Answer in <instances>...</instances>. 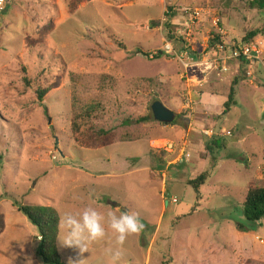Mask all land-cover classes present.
I'll use <instances>...</instances> for the list:
<instances>
[{
	"label": "rangeland",
	"instance_id": "rangeland-1",
	"mask_svg": "<svg viewBox=\"0 0 264 264\" xmlns=\"http://www.w3.org/2000/svg\"><path fill=\"white\" fill-rule=\"evenodd\" d=\"M185 9L201 11L192 32ZM213 17L228 36L256 42L261 57L252 77L213 74L189 87L177 57L155 55L184 38L203 51ZM236 78L237 103L224 114ZM155 100L176 113L174 125L142 120ZM90 106L92 122L116 132L113 145L76 141L74 113ZM209 128L218 135L202 132ZM167 140L162 165L151 148ZM203 172L197 201L189 181ZM249 183L264 184L263 9L248 0H8L0 14V264H46L25 204L52 206L60 218L89 206L130 212L144 225L123 246L106 236L82 255L60 243V228L65 264H264V217L251 225L243 211Z\"/></svg>",
	"mask_w": 264,
	"mask_h": 264
},
{
	"label": "trees",
	"instance_id": "trees-1",
	"mask_svg": "<svg viewBox=\"0 0 264 264\" xmlns=\"http://www.w3.org/2000/svg\"><path fill=\"white\" fill-rule=\"evenodd\" d=\"M251 7H257L264 10V0H248ZM257 33L255 31L251 32L248 37L253 38ZM235 39V38H234ZM238 45L244 39H235ZM180 49V47H177ZM165 54L164 51L159 50L155 55L157 58L162 57ZM169 55V54H167ZM171 55V54H170ZM152 82V80H147ZM238 83V79H234L230 92L228 94V99L225 103L224 114L231 111L233 105H236L235 102V85ZM45 91H39V100L43 101V95ZM158 99V97H156ZM158 100H155L156 102ZM94 113L93 108L90 106L84 113L75 112L72 119V131L74 133L76 141L83 148H90L93 144H100L102 146L113 145L117 141V134L114 130L106 129L103 126L98 125L95 122H92L91 115ZM84 117V119H83ZM142 120H152L157 121L154 118L153 112L150 116L142 117ZM88 124V126L82 131L81 124ZM162 123V122H161ZM175 121L172 123H162V124H171L174 125ZM150 139H155V137H150ZM221 140L214 141L211 144H208L206 147L208 150L213 153V145L220 146ZM169 149L162 148H151V152L156 154L157 157L161 158L162 165L167 164V155ZM216 158L212 155L211 165L214 168L216 166ZM209 177V172H203L198 175L196 178L189 181V184L194 188L197 195V201L201 200L202 187L206 184ZM198 202L197 205L198 206ZM196 206H193L192 210L196 209ZM21 211L32 221V223L38 228V239L39 246L37 249V254L42 258L46 264H65L61 259V254L58 248V237L60 232V215L58 211L49 205L41 204H25L21 205ZM243 211L246 220L249 224H257L261 222L264 217V184L259 185L255 183H249L247 188L246 197L243 202ZM6 228V219L4 214L0 213V236L3 234Z\"/></svg>",
	"mask_w": 264,
	"mask_h": 264
},
{
	"label": "built area",
	"instance_id": "built-area-1",
	"mask_svg": "<svg viewBox=\"0 0 264 264\" xmlns=\"http://www.w3.org/2000/svg\"><path fill=\"white\" fill-rule=\"evenodd\" d=\"M7 3L8 0H0V14L4 12ZM185 13L188 15V29L192 32V24L200 18L201 11L199 9H185ZM211 24L213 34L210 36L209 43L207 42V46L201 52L194 48L197 43L195 38L194 41L190 38H184L185 42L180 49H177L170 41H166L162 47L165 54H171L179 59L184 70L182 78L186 80L190 87L194 85L202 86L205 83L204 81H208L213 74L222 76L233 73L237 76L239 73H243L248 77H252L254 74V61L256 58L260 59L261 57V51L258 50L256 42L241 41L237 45L235 39L228 36L221 27L219 17H213ZM186 34L189 37L191 35V33ZM202 132L209 136H216L219 133L213 128L204 129ZM164 147L170 149L172 144L168 142Z\"/></svg>",
	"mask_w": 264,
	"mask_h": 264
},
{
	"label": "clouds",
	"instance_id": "clouds-1",
	"mask_svg": "<svg viewBox=\"0 0 264 264\" xmlns=\"http://www.w3.org/2000/svg\"><path fill=\"white\" fill-rule=\"evenodd\" d=\"M143 227L138 216L130 212L117 215L115 211L104 213L89 206L79 212H65L61 216L59 241L65 247L78 249L82 255L90 251L91 243L106 236L113 238L117 246H123L130 235L140 233ZM121 255L119 250L114 251L113 261L119 260ZM85 260H81L79 264H83ZM28 264L32 262L29 260ZM69 264L76 262L70 260Z\"/></svg>",
	"mask_w": 264,
	"mask_h": 264
},
{
	"label": "water",
	"instance_id": "water-1",
	"mask_svg": "<svg viewBox=\"0 0 264 264\" xmlns=\"http://www.w3.org/2000/svg\"><path fill=\"white\" fill-rule=\"evenodd\" d=\"M153 115L155 120L162 123H172L176 118V113L166 107L161 101H156L153 105Z\"/></svg>",
	"mask_w": 264,
	"mask_h": 264
},
{
	"label": "crops",
	"instance_id": "crops-1",
	"mask_svg": "<svg viewBox=\"0 0 264 264\" xmlns=\"http://www.w3.org/2000/svg\"><path fill=\"white\" fill-rule=\"evenodd\" d=\"M255 61H256V59H255ZM254 61V62H255ZM224 80H230L231 79V75L230 76H226V74H224ZM167 142H169L168 140H167ZM191 146V145H190ZM193 147H195V145H193ZM202 151H205V149H203ZM204 159V158H203ZM207 160V159H206Z\"/></svg>",
	"mask_w": 264,
	"mask_h": 264
}]
</instances>
